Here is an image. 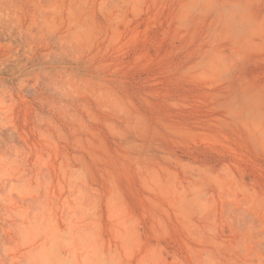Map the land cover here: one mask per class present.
Returning <instances> with one entry per match:
<instances>
[{"label": "rangeland", "instance_id": "obj_1", "mask_svg": "<svg viewBox=\"0 0 264 264\" xmlns=\"http://www.w3.org/2000/svg\"><path fill=\"white\" fill-rule=\"evenodd\" d=\"M0 264H264V0H0Z\"/></svg>", "mask_w": 264, "mask_h": 264}]
</instances>
